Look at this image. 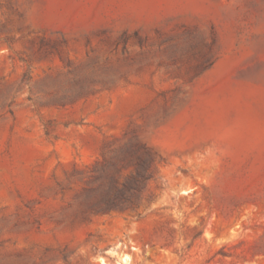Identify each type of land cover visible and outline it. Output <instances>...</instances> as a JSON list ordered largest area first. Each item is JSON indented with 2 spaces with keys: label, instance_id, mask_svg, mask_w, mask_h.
I'll return each mask as SVG.
<instances>
[{
  "label": "rangeland",
  "instance_id": "1",
  "mask_svg": "<svg viewBox=\"0 0 264 264\" xmlns=\"http://www.w3.org/2000/svg\"><path fill=\"white\" fill-rule=\"evenodd\" d=\"M0 264H264V0H0Z\"/></svg>",
  "mask_w": 264,
  "mask_h": 264
},
{
  "label": "trees",
  "instance_id": "2",
  "mask_svg": "<svg viewBox=\"0 0 264 264\" xmlns=\"http://www.w3.org/2000/svg\"><path fill=\"white\" fill-rule=\"evenodd\" d=\"M123 157L136 161V170L131 177L122 184L112 179L109 184L99 185L88 195V204L96 211L107 212L122 206L128 194L140 192L151 178L147 167L149 149L145 144L131 143L121 150ZM149 167V166H148Z\"/></svg>",
  "mask_w": 264,
  "mask_h": 264
}]
</instances>
